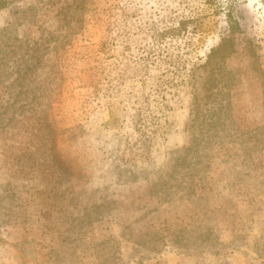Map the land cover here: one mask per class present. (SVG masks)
<instances>
[{"label": "rangeland", "instance_id": "1", "mask_svg": "<svg viewBox=\"0 0 264 264\" xmlns=\"http://www.w3.org/2000/svg\"><path fill=\"white\" fill-rule=\"evenodd\" d=\"M167 251L264 264V0H0V264Z\"/></svg>", "mask_w": 264, "mask_h": 264}, {"label": "crops", "instance_id": "2", "mask_svg": "<svg viewBox=\"0 0 264 264\" xmlns=\"http://www.w3.org/2000/svg\"><path fill=\"white\" fill-rule=\"evenodd\" d=\"M127 264H137L134 261H129ZM142 264H195L193 259L186 258L184 256H179L177 254H173L169 251L163 252L159 255H155L154 257L147 259Z\"/></svg>", "mask_w": 264, "mask_h": 264}, {"label": "trees", "instance_id": "3", "mask_svg": "<svg viewBox=\"0 0 264 264\" xmlns=\"http://www.w3.org/2000/svg\"><path fill=\"white\" fill-rule=\"evenodd\" d=\"M207 4H214V2H215V0H204ZM184 22H181L179 25H181L182 27H184ZM235 25V24H234ZM233 27L231 26L230 27V29H232ZM232 31V30H231ZM230 31V32H231ZM228 44H229V40L227 39H225V40H223V44L216 50V51H221V53H223V54H225L226 52H228L229 50V46H228Z\"/></svg>", "mask_w": 264, "mask_h": 264}]
</instances>
